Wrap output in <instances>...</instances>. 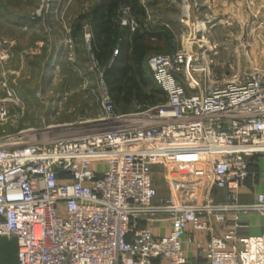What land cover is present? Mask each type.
<instances>
[{
  "label": "built area",
  "instance_id": "built-area-1",
  "mask_svg": "<svg viewBox=\"0 0 264 264\" xmlns=\"http://www.w3.org/2000/svg\"><path fill=\"white\" fill-rule=\"evenodd\" d=\"M90 57L96 116L0 135V236L15 239L17 264H264V230L237 232L241 215L264 216V192L238 200L249 163L264 159V70L196 92L189 53H154L146 64L165 100L120 113ZM8 103L0 99V120ZM227 214L233 227L209 232L194 245L201 260L190 259L188 226L212 230Z\"/></svg>",
  "mask_w": 264,
  "mask_h": 264
},
{
  "label": "rangeland",
  "instance_id": "rangeland-1",
  "mask_svg": "<svg viewBox=\"0 0 264 264\" xmlns=\"http://www.w3.org/2000/svg\"><path fill=\"white\" fill-rule=\"evenodd\" d=\"M93 1L0 0L11 11L24 13L34 21L33 26L19 24L12 31L3 25L0 28L3 35L0 36V99L9 101L8 117L0 120V135L74 121L84 115L96 116L98 77L90 54L88 58L81 56L84 70L72 67L74 73H71L66 64L76 59L73 44L67 37V21L79 8ZM162 2L166 4L159 7L158 19L177 24L175 49H183L190 55L194 91L229 79L238 71L264 70V0ZM84 30L87 49L85 34L89 32L87 28ZM60 39L65 46L61 63L51 60L45 64ZM18 52L20 57L15 59ZM3 82L10 92L14 91L13 95L7 96ZM160 169L159 164L152 166L154 177L162 182Z\"/></svg>",
  "mask_w": 264,
  "mask_h": 264
},
{
  "label": "trees",
  "instance_id": "trees-1",
  "mask_svg": "<svg viewBox=\"0 0 264 264\" xmlns=\"http://www.w3.org/2000/svg\"><path fill=\"white\" fill-rule=\"evenodd\" d=\"M162 1L95 0L85 8H79L67 21L68 38L76 55L74 61L66 62L69 71L74 73L72 67L84 70L81 56L86 55L88 58V54H92L103 72L104 82L117 112L127 113L135 110L136 105L141 108L165 100L163 90L148 74L146 64L151 54L177 50V24L169 19H158L159 7L166 4ZM4 4L0 3V28L3 25L4 29L12 31L18 24L33 26L34 21L28 15L11 11ZM122 7L128 9L130 23L126 25L120 24ZM85 28L90 33L89 49L84 43ZM115 49L117 53L113 55ZM50 54L45 64L52 60Z\"/></svg>",
  "mask_w": 264,
  "mask_h": 264
},
{
  "label": "crops",
  "instance_id": "crops-1",
  "mask_svg": "<svg viewBox=\"0 0 264 264\" xmlns=\"http://www.w3.org/2000/svg\"><path fill=\"white\" fill-rule=\"evenodd\" d=\"M19 25V24H18ZM0 36H3L0 33ZM68 37V34H67ZM62 40L60 39L55 43L54 48H52V62L61 63V57L64 55V47L62 45ZM19 50V49H17ZM20 54H15V59H18ZM52 63V64H53ZM253 161L248 166L249 175L244 185L239 189L238 200L240 202H251L255 199L257 193L264 192V159L254 157ZM155 177H153V185L157 189V199L165 197L166 190L164 184ZM222 191H218L217 195H221ZM205 217H201L200 220H203ZM239 224L242 226L237 229L238 235H247V234H258L264 230V216L257 212H251L239 217ZM233 227V215H225V222L218 224L212 221L211 228L212 230H190V226L187 228V233L191 235V242L186 243L185 251L186 255L194 260L200 261L198 253L194 249V245L198 242L201 245L207 243L209 232L213 234H220L226 232V230ZM156 231V230H155ZM0 264H17L16 257V242L13 237L9 236H0Z\"/></svg>",
  "mask_w": 264,
  "mask_h": 264
}]
</instances>
